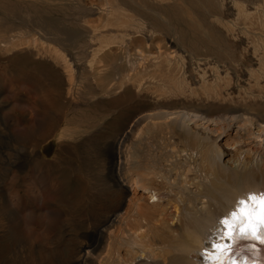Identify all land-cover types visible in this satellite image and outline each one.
<instances>
[{
  "label": "bare ground",
  "instance_id": "1",
  "mask_svg": "<svg viewBox=\"0 0 264 264\" xmlns=\"http://www.w3.org/2000/svg\"><path fill=\"white\" fill-rule=\"evenodd\" d=\"M70 1L59 16L4 1L0 264H219L213 243L230 245L222 264H264V226L257 238L232 216L264 194V0ZM34 54L29 74L18 64ZM161 138L174 142L167 153ZM64 153L94 158L113 188L115 206L100 205L84 236L59 208L84 202L93 171ZM66 181L75 197L53 198Z\"/></svg>",
  "mask_w": 264,
  "mask_h": 264
},
{
  "label": "rangeland",
  "instance_id": "2",
  "mask_svg": "<svg viewBox=\"0 0 264 264\" xmlns=\"http://www.w3.org/2000/svg\"><path fill=\"white\" fill-rule=\"evenodd\" d=\"M4 1L5 0H0V15H2V16H0V20L4 19V18L12 19V17H13L12 14H10L7 11L4 10V7H5ZM12 1L16 2L19 5L22 4L21 6H30V5L31 6H33V5L34 6H38L41 9H44V11L48 15H52V16H59V15H62V13L64 11H68V10L71 11V9L68 6L71 3L70 0H51V1L50 0H12ZM66 2H67L68 5L65 4ZM16 22L19 23L20 25H22L24 23V22H22V20L20 21V19L19 20L17 19ZM40 59L41 58L36 57V55L34 54L31 58L19 60V64H18L19 66L18 67L21 70L26 71L29 74H31L32 72L35 74L37 71L35 69H33L32 64H33V62H35V61L37 62ZM0 75H4L3 74V64L1 62H0ZM6 78L7 79H14V76L13 75H7ZM19 87L23 91L28 93V95H30L32 98H35L37 96V94H35L36 92H33L31 90V87H30L29 83H26L25 81H20ZM4 94H5V91H1L0 92V100L3 99ZM22 105L24 106V105H27V104L25 102H23ZM3 115H4V107H3V103L0 101V119L3 117ZM15 126L19 127L18 122L15 123ZM1 127H2V125L0 123V128ZM229 138L230 139H228V140L230 142H232V143H238L240 141L239 138H236L235 136H229ZM163 140H165V142H163ZM4 141H5V137H3L2 134H0V144L3 143ZM159 141L162 142V144L160 142V144L162 146L159 145L158 143H157V146H158V148L160 147V150L162 148L161 151L162 152L164 151L163 153H167V150H169L172 146H174V142L171 141L172 143H170L168 138H166V139L161 138ZM92 142H93L94 150H95L94 153H99L100 152V146L101 145H105L104 143H102L103 142L102 138L98 137V136H95L93 138ZM127 142H128V140L126 141V143ZM163 143H164V145H163ZM168 143H170V144H168ZM155 146H156V144L154 145V147ZM163 146L166 147V148H169V149H166ZM249 146L251 147V149L253 148V150L262 151V148H261V145L259 144V142H252V143H250ZM45 147L46 148L44 149V151L46 152L47 155H51V154H53L56 151V145L53 142L50 143V144H47ZM163 148L165 150H163ZM3 154L4 153L0 149V167L2 166V158L4 159ZM80 155L83 156V157L82 158L80 157L79 160H78V158L76 156H74L73 153L69 154V155L68 154L65 155V153H64V157L66 159H68V160L72 159L75 162L77 161V163H79L81 165V164L84 163L83 161H85V159H83L84 158V154L83 153H81ZM165 160L168 161V157L165 158ZM165 160H164V162H165ZM165 163H168V162H165ZM84 166L91 168L92 171H93V173L90 174V177L92 178L91 179L92 180L91 185L94 187V189H93L94 191L92 189H90V191H93L94 194L89 196V192H90L89 191V187H87L88 189L85 187L83 189L84 192L82 190V193L84 194V202H82V204H72L71 206L64 207V209L59 208V210L61 211V218H60L61 223H65L66 225L67 224H71L73 226V229L74 230H78L82 236H84V234L86 233V227L85 226L90 225V223L93 222V221L94 222L101 221L102 215H101V212H100V209H99L100 205H103L106 208L115 206L114 201L112 202L111 199H110L112 197V195H113L112 185L109 183L110 181H108V183H106L104 180H102L103 174L98 170L97 161L94 158H93L92 161L91 160L88 161V164L85 161ZM172 170H174V171H172ZM172 170H171L172 172L170 171L171 175H172V178L175 179V178L178 177V179H176V180L183 179L182 176H184V171H182V173H181V171L179 172L180 168L178 170L175 169V168L172 169ZM195 171H196L195 167H191L190 169L185 170V172H186L185 173L186 174L185 177L187 178V183H188L187 185L190 186V188H193L192 181L195 180V178H194ZM174 173L180 175L182 178L180 176H176V174H174ZM186 178H184V179H186ZM191 178H192V180H191ZM31 185L33 186V184L30 182V186ZM74 187L75 186H72V189H71V182L70 181H66L64 183V185L60 184L59 191H57V193L53 194L52 197L55 198V199L61 197L62 199H65V200L69 199L70 200L72 195L75 197L74 194L77 193V191L74 189ZM86 190H88V191H86ZM27 195H29L31 198H33L38 203L37 208L35 210V213L39 214V216H40L39 221L37 222V226L41 227V225L46 220L45 212L47 211V208L43 207L42 205L39 204V197H38L39 193H38V190L36 189L35 186L33 187V191H27ZM8 196H9L10 201L13 204H17L18 203L17 197L15 195H13L10 191H8ZM87 196H88V198H87ZM85 198H87V199H85ZM112 204H113V206H112ZM91 208L95 209V215H94L95 218H92V215H90L91 214L90 213L91 212L90 211ZM27 209H28L27 205H23V207L20 209L21 220L25 219L26 214H27ZM74 230H71V231L69 230L68 233L70 234ZM66 234H67V230H66ZM46 237L50 238V233ZM99 251H100V247L97 249V252H99Z\"/></svg>",
  "mask_w": 264,
  "mask_h": 264
},
{
  "label": "snow or ice",
  "instance_id": "3",
  "mask_svg": "<svg viewBox=\"0 0 264 264\" xmlns=\"http://www.w3.org/2000/svg\"><path fill=\"white\" fill-rule=\"evenodd\" d=\"M252 203H249L248 199L241 201V206L237 211H233L232 216L234 218L240 219V231L247 232L250 231L252 235L260 238L257 233L260 226H264V194L257 197L256 194H250ZM225 224L227 225V232L230 236L233 231L232 222L228 219H225ZM212 249V258L222 264L220 261V255L223 251H230V245L226 243H213ZM209 249H205V253ZM232 264H236V261H232Z\"/></svg>",
  "mask_w": 264,
  "mask_h": 264
}]
</instances>
